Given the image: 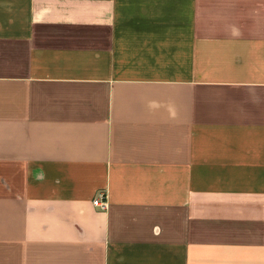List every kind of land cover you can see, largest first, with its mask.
Instances as JSON below:
<instances>
[{
	"label": "crops",
	"instance_id": "crops-1",
	"mask_svg": "<svg viewBox=\"0 0 264 264\" xmlns=\"http://www.w3.org/2000/svg\"><path fill=\"white\" fill-rule=\"evenodd\" d=\"M0 264H264V0H0Z\"/></svg>",
	"mask_w": 264,
	"mask_h": 264
},
{
	"label": "built area",
	"instance_id": "built-area-1",
	"mask_svg": "<svg viewBox=\"0 0 264 264\" xmlns=\"http://www.w3.org/2000/svg\"><path fill=\"white\" fill-rule=\"evenodd\" d=\"M94 206L103 212L107 211L108 203L106 197L102 196L99 200L95 201Z\"/></svg>",
	"mask_w": 264,
	"mask_h": 264
}]
</instances>
